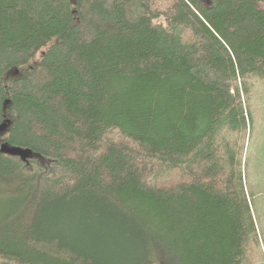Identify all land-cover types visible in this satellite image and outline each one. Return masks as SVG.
Instances as JSON below:
<instances>
[{
	"label": "trees",
	"instance_id": "obj_1",
	"mask_svg": "<svg viewBox=\"0 0 264 264\" xmlns=\"http://www.w3.org/2000/svg\"><path fill=\"white\" fill-rule=\"evenodd\" d=\"M4 142L0 264H264V0H0Z\"/></svg>",
	"mask_w": 264,
	"mask_h": 264
},
{
	"label": "water",
	"instance_id": "obj_2",
	"mask_svg": "<svg viewBox=\"0 0 264 264\" xmlns=\"http://www.w3.org/2000/svg\"><path fill=\"white\" fill-rule=\"evenodd\" d=\"M2 127H4L3 124H2ZM0 151L6 154H11V155L19 154L21 152L20 149H18L17 147L10 146L5 142L0 144Z\"/></svg>",
	"mask_w": 264,
	"mask_h": 264
},
{
	"label": "rangeland",
	"instance_id": "obj_3",
	"mask_svg": "<svg viewBox=\"0 0 264 264\" xmlns=\"http://www.w3.org/2000/svg\"><path fill=\"white\" fill-rule=\"evenodd\" d=\"M263 7V6H262Z\"/></svg>",
	"mask_w": 264,
	"mask_h": 264
}]
</instances>
